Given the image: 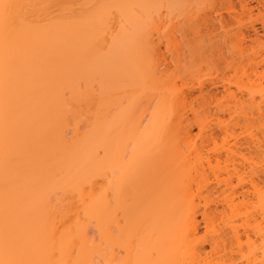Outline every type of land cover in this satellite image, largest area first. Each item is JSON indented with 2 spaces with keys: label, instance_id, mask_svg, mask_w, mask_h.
I'll return each mask as SVG.
<instances>
[{
  "label": "bare ground",
  "instance_id": "1",
  "mask_svg": "<svg viewBox=\"0 0 264 264\" xmlns=\"http://www.w3.org/2000/svg\"><path fill=\"white\" fill-rule=\"evenodd\" d=\"M4 2L0 237L7 206L36 259L54 220L65 260L262 264L264 0Z\"/></svg>",
  "mask_w": 264,
  "mask_h": 264
},
{
  "label": "snow or ice",
  "instance_id": "2",
  "mask_svg": "<svg viewBox=\"0 0 264 264\" xmlns=\"http://www.w3.org/2000/svg\"><path fill=\"white\" fill-rule=\"evenodd\" d=\"M29 7L21 4H9L5 3L4 0H0V31H2L5 36L11 35L23 31L29 27H32V23L29 21L28 17L24 16L19 9ZM89 8L96 7L95 5H89ZM150 41L145 38L142 41V45L147 51L148 44ZM8 59L5 60V89H7V66ZM67 95V93H65ZM8 109L7 103L5 104V120L7 121ZM7 139V132H6ZM6 153V159H7ZM193 189L195 185L192 186ZM6 219L5 227L2 237H0V248L3 250V256L0 257V264H94L93 261H88L86 259L77 260H65L63 255L67 249H70L72 255L80 256L84 253V246L81 244L79 251H77L76 242L73 238L67 237L65 233L61 231L62 225H58L54 220L46 235L47 243V258L36 259L33 258V247L27 239L14 233L8 224L7 220V206H6ZM190 220V214H189ZM192 236L191 228L189 222L186 221L181 229L180 238L187 242V240ZM264 249V245L261 246ZM145 257L143 259H137L135 261L129 262V264H175L174 261L169 259H152L158 255V251L155 248L145 249ZM59 253V258L57 254ZM152 257V258H147ZM105 264H120L117 260H111L105 262ZM264 264V262H262Z\"/></svg>",
  "mask_w": 264,
  "mask_h": 264
}]
</instances>
